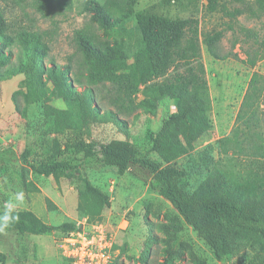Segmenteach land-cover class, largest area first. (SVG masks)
I'll return each mask as SVG.
<instances>
[{
	"label": "trees",
	"instance_id": "16d2710c",
	"mask_svg": "<svg viewBox=\"0 0 264 264\" xmlns=\"http://www.w3.org/2000/svg\"><path fill=\"white\" fill-rule=\"evenodd\" d=\"M207 1V10L214 12L218 0ZM137 2L106 0L101 5L95 0H85L82 9L100 31L101 40L96 41L82 31L74 34L86 67V83L107 86L116 111H102L95 91L71 79L70 66L45 63L48 46L41 34L21 32L10 36L0 9V82L23 77L20 88L11 96L14 110L20 111L17 96L23 97L25 108L41 102L46 135L65 134L62 143L51 141L43 159L32 157L35 148L26 147L20 155L23 168L43 178L75 184L78 215L88 221L101 218L110 206V197L92 185L87 170L109 167L121 175L131 166L146 170L151 175L149 188L171 205L176 216H165L164 222L155 227L157 233L149 227L137 263L147 264L152 248L159 247L161 264H205L190 244L179 239L186 224L210 248L217 261L247 250L254 255L250 264H264V168L240 172L228 160L223 166L213 165L196 190L187 193L178 184L185 172L172 165L192 150L188 140L192 130L210 129L207 115L210 98L200 61V44L213 59L224 60L217 53L222 32L204 35L200 42L194 20L162 15L154 7L135 13ZM161 3L187 9L192 0H161ZM34 4L36 11L47 18L71 10L73 0H34ZM254 5L257 13L264 15V0H254ZM15 44L20 47L16 55L12 53ZM259 58L262 56L249 60V65L255 66ZM162 78L163 81H156ZM255 84L253 75L238 116L247 130L257 126V110L264 102L257 96ZM131 93H139L140 100L131 97ZM51 100L60 101L64 108L52 107ZM165 100L172 101L175 110L162 119L143 156L128 142L97 140L89 134L92 125L106 123L126 134V124L119 115L140 110L153 116ZM247 135L236 127L219 141L221 154L227 158L232 148L237 153L248 151L251 156L264 158V146L255 142L249 145L252 139ZM253 136L258 143H264V132ZM204 160L207 168L213 163L207 153ZM15 214L19 220L11 229L19 235L54 232L68 235L77 229L73 221L51 226L30 211ZM0 264H6V256L1 252Z\"/></svg>",
	"mask_w": 264,
	"mask_h": 264
},
{
	"label": "rangeland",
	"instance_id": "374dc122",
	"mask_svg": "<svg viewBox=\"0 0 264 264\" xmlns=\"http://www.w3.org/2000/svg\"><path fill=\"white\" fill-rule=\"evenodd\" d=\"M84 1L73 0L71 10L47 18L36 11L34 0H1L0 9L10 36L15 37L21 32L41 34L48 46L45 63L70 66L71 79L95 91L96 101L102 111H116L110 102L107 86L86 83V67L76 48L74 34L82 31L100 41L101 33L90 23L89 14L83 11ZM95 1L101 5L106 3V0ZM207 5V0H192L189 8L182 9L178 6H163L161 0H138L134 7L135 13L154 7V11L162 15L194 20L200 42L204 35L222 32L217 53L225 57L224 60L213 59L200 44V61L210 98L207 113L210 129L208 132L199 128L192 130L188 136L192 150L172 162L174 167L185 172L178 184L187 193L196 190L213 165L223 166L228 160L235 165L233 169L240 172L261 171L264 168V158L251 156L248 151L243 154L230 148L225 158L218 144L238 127L252 139L249 145L255 142L257 146H264L253 136L264 132V102L257 110L256 127L247 130L238 120L253 75L256 77L257 96L264 100V15L257 13L254 0H218L214 12H209ZM236 11L241 13L236 14ZM19 50L17 44L12 47L14 55ZM261 56L255 66L249 65V60ZM22 80V76H16L0 82V211L16 192H23L24 201L15 211H30L51 226L73 221L77 229L90 232L95 242L105 240L110 247V264H140L135 261L140 257L149 227L157 233L156 225L164 222L165 216H176L175 210L149 188L151 175L146 170L131 166L121 175L115 168H96L87 170V176L93 186L108 193L110 206L97 221L81 219L77 212L75 184L43 178L23 168L20 155L26 147L35 148L32 157L40 160L47 155L49 148L46 147L51 141L56 139L62 143L65 134L46 135L47 126L42 117L41 102H33L25 108L23 97L17 96L20 111L14 110L11 96L20 88ZM156 81L161 82L163 78ZM130 95L137 101L141 98L139 93ZM49 105L64 108L57 100H51ZM24 108L25 112H22ZM174 110L173 102L165 100L153 116L145 115L140 110L130 115H119V119L126 124V134L120 133L111 123L92 125L88 131L97 140L128 142L143 156L162 119ZM249 137L245 138L246 141H250ZM206 153L213 159L208 168L204 160ZM95 225L97 228L94 229ZM66 236L58 232L42 236L19 235L10 227L0 232V252L6 256V264H70L63 254L62 239ZM179 239L190 244L205 264H250L254 260V255L244 250L235 257L217 261L210 248L186 224H183ZM159 250V247L152 248L147 264H161Z\"/></svg>",
	"mask_w": 264,
	"mask_h": 264
},
{
	"label": "built area",
	"instance_id": "2783aa9c",
	"mask_svg": "<svg viewBox=\"0 0 264 264\" xmlns=\"http://www.w3.org/2000/svg\"><path fill=\"white\" fill-rule=\"evenodd\" d=\"M62 244L63 254L71 264H110V247L105 240L95 242L91 233L82 228L69 233L62 239Z\"/></svg>",
	"mask_w": 264,
	"mask_h": 264
},
{
	"label": "clouds",
	"instance_id": "9594fccd",
	"mask_svg": "<svg viewBox=\"0 0 264 264\" xmlns=\"http://www.w3.org/2000/svg\"><path fill=\"white\" fill-rule=\"evenodd\" d=\"M24 201L23 192H16L13 198L9 199L3 210L0 211V232L8 230L14 223L19 220V216L15 214L16 208Z\"/></svg>",
	"mask_w": 264,
	"mask_h": 264
}]
</instances>
